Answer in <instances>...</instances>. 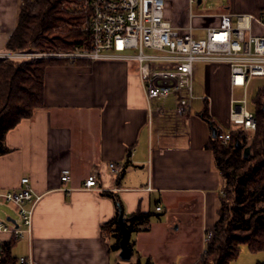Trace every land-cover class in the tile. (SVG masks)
Segmentation results:
<instances>
[{
    "label": "crops",
    "instance_id": "crops-1",
    "mask_svg": "<svg viewBox=\"0 0 264 264\" xmlns=\"http://www.w3.org/2000/svg\"><path fill=\"white\" fill-rule=\"evenodd\" d=\"M20 2L0 0V50L17 26ZM223 13L260 17L263 25L254 24V32L264 35V0H228L221 11L209 14ZM166 17L176 26L189 21L185 13L181 19L173 16L169 7ZM202 20V26L220 22L217 16ZM230 78L228 65L197 64L195 98L182 117L174 101L166 102L162 114L150 111L135 64L79 60L50 66L44 107L8 132L11 151L0 156V190L18 189L28 178L40 197L33 233L16 241L12 254L33 264H119L120 250H111L114 233L102 230L118 214L117 203L104 195L111 193L125 217L138 210L155 215L130 234L136 257L157 258L148 246L157 228L164 236H201L202 247L190 263L196 264L221 207L224 180L208 145L215 138L213 127L230 126L232 93L238 89ZM64 170L71 172L68 182L61 181ZM92 173L100 190L84 189ZM8 240L0 234V243Z\"/></svg>",
    "mask_w": 264,
    "mask_h": 264
},
{
    "label": "built area",
    "instance_id": "built-area-1",
    "mask_svg": "<svg viewBox=\"0 0 264 264\" xmlns=\"http://www.w3.org/2000/svg\"><path fill=\"white\" fill-rule=\"evenodd\" d=\"M170 0H75L74 7L86 15L83 30L88 34V47L73 46L66 51L25 53L0 50L2 62L23 57L31 59H59L70 62L121 61L135 64L149 109L162 114L166 102H175V113H190L194 95V75L199 63L225 64L230 68L233 88L243 90L241 100L231 98L229 124L235 129L255 131V115L247 110V90L254 78H264V35H256L254 24L263 25L262 19L251 14H189V25L176 26L166 19ZM190 5H201L198 0H188ZM217 16L215 26H194L193 19ZM202 35L196 37V33ZM216 139L228 145L232 129L215 126ZM110 168L119 173L116 163ZM71 172L64 170L61 181L68 182ZM15 190H0V204H13L18 218L13 221L0 219V234L19 241L33 233L34 210L40 197L31 186L30 179L22 178ZM84 189L100 190L96 173L90 174ZM224 195V193H223ZM161 211V207L156 208ZM213 231H208L204 242H210ZM0 243V264L4 254ZM20 263L33 264L21 257Z\"/></svg>",
    "mask_w": 264,
    "mask_h": 264
},
{
    "label": "trees",
    "instance_id": "trees-1",
    "mask_svg": "<svg viewBox=\"0 0 264 264\" xmlns=\"http://www.w3.org/2000/svg\"><path fill=\"white\" fill-rule=\"evenodd\" d=\"M74 1L21 0L17 26L6 43V49L61 51L70 50L75 45L88 47L90 38L83 30L86 15L77 11ZM66 62L59 59H40L26 64L25 67L15 61L2 62L0 156L11 151L6 145L8 132L44 107L47 69ZM253 103L257 129L252 131L251 140L248 131L232 129V139L228 145L221 144L216 138L208 145L224 180V195L212 230L213 236L204 255L196 264H231L238 258L242 245H247L252 253L264 251V87L259 88ZM206 115L204 112L203 116L214 126L213 121ZM247 147L250 148V155L246 158L244 149ZM104 195L112 198L118 206L114 221L102 226L106 234L114 233L112 237L115 241L111 250L118 252L121 240L118 217L123 207L113 194ZM154 216L151 212L141 210L127 216L125 219L130 234L148 224ZM15 244L14 240L3 242L5 251L2 264H25L20 263V258L12 254ZM129 245L133 251V244L130 242ZM136 264H142L140 257ZM145 264L153 262L148 259Z\"/></svg>",
    "mask_w": 264,
    "mask_h": 264
},
{
    "label": "rangeland",
    "instance_id": "rangeland-1",
    "mask_svg": "<svg viewBox=\"0 0 264 264\" xmlns=\"http://www.w3.org/2000/svg\"><path fill=\"white\" fill-rule=\"evenodd\" d=\"M228 4V0H203L201 5L197 4H189L188 0H170L167 9L169 7L171 14L173 16L182 18V15L185 13V16L189 14L199 15V14H209L221 11L223 6ZM168 19V17H166ZM169 20V19H168ZM190 21L186 20V25H189ZM194 26H202L203 20L199 17H195L193 19ZM196 37L202 35L201 32L196 33ZM6 49V47L4 48ZM2 49V50H4ZM8 50V49H7ZM66 51V50H61ZM25 53H39V52H51L47 50H40V49H27L24 51ZM15 62L19 63V65H23L24 67L26 64H31L32 62L38 61V59H31L30 57H23L21 59L14 60ZM264 87V78H254L247 90V110L254 114L255 112V105L253 103L254 97L257 95L259 88ZM231 96V95H230ZM232 97L237 100H241L244 98L243 90L242 89H235L232 93ZM226 98V96H225ZM235 129L234 126H229V128ZM248 136H253L252 131L247 132ZM10 217L12 219L18 218V210L13 204H0V219H7ZM158 218V217H157ZM155 218V219H157ZM156 232V240L154 239L148 246L152 249L157 255V258L152 260L153 264L162 262V264H171L170 262H174V258L176 255H181L179 261H175L176 264H190L192 259L198 253V248L202 247V240L201 236L198 237L196 234H171L167 233V235H163L160 229L155 230ZM189 238V239H188ZM165 252V256H162V253ZM183 257V259H182ZM138 257L135 255L129 261L120 260L121 264H136ZM142 264H145L148 260L145 256L141 258ZM164 262V263H163ZM258 262H264V251L258 253H252L248 249L247 245H242L240 254L238 258L233 261L231 264H257Z\"/></svg>",
    "mask_w": 264,
    "mask_h": 264
},
{
    "label": "water",
    "instance_id": "water-1",
    "mask_svg": "<svg viewBox=\"0 0 264 264\" xmlns=\"http://www.w3.org/2000/svg\"><path fill=\"white\" fill-rule=\"evenodd\" d=\"M202 0H198L199 3H201ZM217 134V129L215 127H213V135L214 137H216ZM238 147H240V145H238ZM250 155V148L247 147L244 149V157H248ZM125 214L122 210H120L119 212V217H118V226L120 229V233H121V240L119 242V248H120V253H119V257L121 260L123 261H129L132 259L133 256V251L130 247V231L127 227L126 224V219H125ZM8 220H11L14 222V219L12 218H8Z\"/></svg>",
    "mask_w": 264,
    "mask_h": 264
}]
</instances>
